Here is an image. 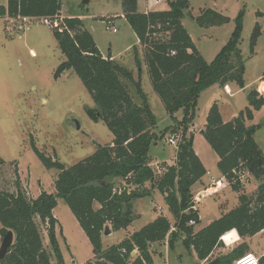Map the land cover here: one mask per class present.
<instances>
[{"label": "trees", "instance_id": "1", "mask_svg": "<svg viewBox=\"0 0 264 264\" xmlns=\"http://www.w3.org/2000/svg\"><path fill=\"white\" fill-rule=\"evenodd\" d=\"M121 4L122 16L143 50L153 92L175 122L174 127L166 128L162 134L169 133L170 137L182 129L175 165L167 167L160 176L149 167V148L160 136L154 132L157 120L140 83L110 55L104 57L100 53L79 18H60L59 0H7L6 6H0V18L44 20L65 58L57 66L54 79L67 71L79 78L94 104L93 108L85 109L88 118L102 122L113 140L112 145L94 144L92 155L70 167L45 156L31 141L32 150L43 166L58 172L54 193L42 191L31 199L22 191L18 180L15 192L0 191V236L8 231L14 235L13 244L0 264H51L52 259L55 264L64 263L53 215L57 199L64 201L88 239L96 264H153L149 246L167 240L172 247L177 239L202 262L221 245L224 234L235 230L243 240L264 230V155L254 140L260 126L245 125L264 106V98L253 90L247 95V107L229 122H223L216 104L208 110L202 137L218 158V172L231 190L239 194L238 205L194 232L200 220L194 210L191 188L207 172L193 150V135L187 136L188 126L195 119L197 101L203 92L215 85L224 88L234 84L244 88L245 63L239 49L241 14L235 20L228 42L207 63L181 23L189 9L187 0H167L168 10L147 13L138 12L137 0H121ZM194 21L200 28H210L221 26L229 19L206 10ZM259 36L260 26L256 24L250 38L251 53ZM133 55L139 66L137 47L133 48ZM127 84L134 86L140 103L134 102ZM177 115L180 120L175 119ZM3 165L0 158V167ZM244 173L260 183L253 197L242 193L240 175ZM118 180L124 182L122 188L116 187ZM153 191L163 197L174 224L159 216L103 250L104 227L109 226L110 231L126 230L135 218L133 203L150 197ZM95 204L98 209L94 208ZM37 222L47 228L49 252L43 247ZM248 249V244L243 242L229 253L207 260L206 264H231ZM133 252L137 255L130 262ZM259 264H264V256Z\"/></svg>", "mask_w": 264, "mask_h": 264}, {"label": "rangeland", "instance_id": "2", "mask_svg": "<svg viewBox=\"0 0 264 264\" xmlns=\"http://www.w3.org/2000/svg\"><path fill=\"white\" fill-rule=\"evenodd\" d=\"M187 1L189 9L181 23L207 63H210L228 42L235 27V20L241 14L242 31L239 49L245 63L244 88L239 90L233 87L232 93L226 94L224 88L215 85L212 89L203 92L197 101L195 119L188 126L187 136L194 133L195 151L207 171L202 181L208 184L209 189L213 188L210 189L208 198L204 193H198V200L193 199L194 210L200 216V230L211 219L216 220L238 205L239 194L233 192L225 180H217L220 178L216 168L218 158L199 134L200 131H204L202 125L205 124V117L211 105L216 104L223 117L233 112L237 116L247 107V95L253 90L260 92L258 87L261 85V80H264V0ZM61 3L62 13L81 20L83 28L90 33L104 57L110 55L117 64L133 70L135 78L136 71L139 70L138 67L140 68L141 89L147 94L149 109L157 120L153 128L155 134L160 136L154 143L156 146L152 144L149 148V167L156 176H160L173 161L182 137V129L176 133L179 142L174 146L168 142L169 133L162 134L166 128L174 127L175 122L165 112L160 100L154 94L148 72L143 68L144 61L142 67L141 60L139 66L135 64L133 48H138L139 45L130 26L124 17L120 16L123 11L121 0H61ZM5 5L6 0H0V6ZM206 10H212L228 18L229 21L217 27L200 28L194 19ZM109 17L113 18L112 26L116 28V33L106 29ZM256 24L260 26V36L256 41L254 52L251 53L250 38ZM23 25V31L8 32L0 22V158L4 161V165L0 167V191L15 192V182L18 180L26 196L34 199L42 191L48 194L54 193V181L58 172L54 169L47 170L43 166L32 150L31 141L45 156L55 159L65 167H70L92 155L95 151L94 144L112 145L113 139L110 140L112 135L102 122H93L88 118L85 109L93 108L94 105L79 78L69 71L70 73L54 79L57 66L65 58L49 27L36 20ZM23 34H27L25 47L19 40ZM30 48L35 52L34 57L29 56ZM3 56L7 58L5 62L2 60ZM126 87L134 102L140 103L134 86L127 84ZM175 119L180 120V116L177 115ZM74 121L79 124V129H76ZM254 123L260 126L255 137L256 142L259 148L264 150V110L256 115ZM240 178L242 193L253 197L260 183L247 173L240 175ZM162 199L163 197L156 192L155 195L134 202L132 212H137L139 217L134 218L127 231L130 233L138 231L159 216L165 217L172 224L174 219ZM94 208H98V205L95 204ZM53 215L57 220L55 230L63 264H96L88 239L63 200L57 199ZM37 224L43 247L49 252L47 228L41 223L37 222ZM194 229L197 228L194 226ZM126 235L125 230H119L102 236L103 250L120 243ZM1 238L2 236L0 243ZM220 242L221 245L214 249L207 259L208 262L229 253L243 242L249 247L246 254H253L258 258L264 256V230L252 238L243 240L239 238V241L230 246H226L221 239ZM149 250L152 253L153 264H206L207 262L196 259L191 249L187 250L180 239H177L172 247H169L168 241L165 240L155 243L153 247H149ZM136 255L133 252L129 261H133ZM51 264H55L54 259L51 260Z\"/></svg>", "mask_w": 264, "mask_h": 264}, {"label": "crops", "instance_id": "3", "mask_svg": "<svg viewBox=\"0 0 264 264\" xmlns=\"http://www.w3.org/2000/svg\"><path fill=\"white\" fill-rule=\"evenodd\" d=\"M6 5H7V0H6ZM5 5V6H6ZM137 10H138V12L139 13H147V12H152V11H166V10H168V5H167V0H137ZM59 16H61L62 18H70V17H68V16H65L64 15V13H62V10L60 11V14H59ZM106 16H109V15H106ZM120 16H122V14L120 15ZM105 17V16H104ZM7 17H5V18H0V22L1 23H3L4 24V27L6 28V25L8 24V22H7ZM31 20H36V21H39V22H41V23H43L42 22V20L41 19H30L29 21H31ZM26 36H27V34H23L22 36H20L19 37V40H21V44H23V46L25 47V45H26ZM57 43V42H56ZM138 44V43H137ZM139 45V44H138ZM6 47V46H5ZM141 47H139L138 46V53H139V56H138V58H139V60H141L140 61V64H141V67H142V64H143V50H141L140 49ZM7 53V52H6ZM28 53H29V56L30 57H34L35 56V52L30 48V49H28ZM2 60L5 62L6 60H7V58L5 57V56H3V58H2ZM121 66V65H120ZM137 68V67H136ZM143 68L145 69V70H147V68H146V65H145V63L143 64ZM138 71H136V78H138L137 80H135L136 78H135V74H134V72H133V70H131V69H129V71L131 72V74H132V77H133V80L135 81V82H139L140 83V68L138 67ZM136 70V69H135ZM141 71H143L142 69H141ZM68 72L69 71H67V72H65L63 75H65V74H68ZM70 73V72H69ZM20 76L22 77V75L20 74ZM263 78H264V76H263ZM262 81V82H261ZM260 82L262 83L261 84V86H260V92H259V96L260 97H262V98H264V80H261ZM141 86V85H140ZM213 87V86H212ZM212 87L211 88H209V89H212ZM236 88V89H239L237 86H235L234 84H230V85H228V86H226V87H224V90L223 91H225V93H226V89H227V91L229 90V93H232L231 92V89L232 88ZM208 89V90H209ZM208 90H206V91H208ZM240 90V89H239ZM205 91V92H206ZM145 94V93H144ZM155 94V93H154ZM227 94V93H226ZM146 95V98L148 97L147 96V94H145ZM147 100H148V104H149V106H150V103H149V99L147 98ZM94 105V104H93ZM94 107V106H93ZM87 108H92V107H87ZM151 108V107H150ZM219 108V107H218ZM264 110V106L258 111V112H255L254 114H253V120L252 121H247L246 123H245V125L246 126H251V125H256L254 122H255V118H256V115H258V113H260L261 111H263ZM208 112V111H207ZM219 112H220V114H221V117H222V120H223V122H227V121H229L230 119H232L233 117H235L236 116V113L235 112H233V113H229L226 117H223V115H222V112H221V110H220V108H219ZM206 118V117H205ZM204 125H202V128H204L203 127ZM259 130V129H258ZM258 130L256 131V133H255V135H254V140H255V142H256V139H255V137H256V134H257V132H258ZM155 132V131H154ZM200 135V137H202V135L201 134H199ZM193 137H194V133H193ZM203 138V137H202ZM113 139V137L110 139V140H112ZM256 144H257V142H256ZM194 145H195V137H194V139H193V149H194V151H195V148H194ZM258 145V144H257ZM154 146H156V144H154ZM259 147V146H258ZM261 151H262V153H263V155H264V150L263 149H260ZM195 153H196V155L198 156V158L200 159V157H199V154L195 151ZM175 155H176V153H175ZM175 155H174V157H173V161L172 162H170L168 165L169 166H172V165H175V161H174V159H175ZM200 161H201V159H200ZM163 162H165V161H163ZM201 163H202V161H201ZM217 163V162H216ZM203 165V164H202ZM203 167H204V165H203ZM205 168V167H204ZM205 170H206V168H205ZM207 172V171H206ZM220 175V174H219ZM203 178V177H202ZM202 178L200 179V181H198L195 185H193V187L191 188V193H192V195H193V199H197L198 198V193L199 194H201V193H204V195H205V197L206 198H208L209 196V191H210V189H213V188H208V184H204L203 183V181H202ZM212 180V179H211ZM211 180H210V183H211ZM214 180V179H213ZM217 180H222V181H224L225 179H223V177L220 175V178L219 179H217ZM115 184H116V187L117 188H122L123 186H124V182L123 181H115ZM119 184V185H118ZM199 184V185H198ZM208 188V189H207ZM216 188H214V190H215ZM157 191H153L152 192V194L153 195H155V193H156ZM211 192V191H210ZM139 200H142V199H139ZM139 200H136V201H139ZM163 200V199H162ZM198 200V199H197ZM135 201V202H136ZM196 201V200H195ZM164 202V201H163ZM196 203H198L197 201H196ZM166 206V205H165ZM98 208H99V206H98ZM98 208H95V209H98ZM167 208V207H166ZM134 214V216H135V218H137V217H139V214L136 212H133ZM200 217V216H199ZM157 218V217H156ZM155 218V219H156ZM154 219V220H155ZM216 219H218V218H216ZM215 219H211L210 221H209V223H211L212 221H214ZM209 223H207V224H205V226H207ZM132 224V223H131ZM171 224V223H170ZM174 224V221H173V223L171 224V225H173ZM200 224H201V221H200V223L197 225V226H195V228H197V229H194V231H198L199 230V226H200ZM145 226V225H144ZM204 226V227H205ZM204 227H201V228H204ZM142 228V227H141ZM140 228V229H141ZM200 228V229H201ZM126 232H127V235H126V237L127 236H129V235H131V234H133L134 232H132V233H130L129 231H127V229L125 230ZM235 231V230H234ZM136 232V231H135ZM236 232V231H235ZM237 234V233H236ZM103 236V235H102ZM238 236V235H237ZM125 239V238H124ZM237 241H239V237H238V240ZM237 241H235V242H233L232 244H234V243H236ZM164 242V241H163ZM231 244V245H232ZM155 245V243L154 244H151L149 247H153ZM226 245V244H225ZM230 246V245H229ZM192 251V250H191ZM192 253H193V255L196 257V255H195V253L192 251ZM197 259V258H196ZM196 261H198V260H196ZM154 263V262H153ZM198 263H199V261H198Z\"/></svg>", "mask_w": 264, "mask_h": 264}, {"label": "built area", "instance_id": "4", "mask_svg": "<svg viewBox=\"0 0 264 264\" xmlns=\"http://www.w3.org/2000/svg\"><path fill=\"white\" fill-rule=\"evenodd\" d=\"M61 1V0H59ZM60 18H62L61 16H59ZM30 18H26V17H15V18H8L7 22L8 24L6 25V30L8 32L12 31V30H16V32H20L23 31V27L25 23L29 22ZM43 24H45L44 20L41 19ZM17 24V25H15ZM113 25V18L109 17L107 18V26L106 29L107 30H111L113 33H116V28L112 26ZM174 54V53H172ZM262 84V83H261ZM261 86V85H260ZM260 86L258 87V89H260ZM257 89V90H258ZM259 91V90H258ZM257 91V92H258ZM226 93L229 94V92L226 90ZM259 93V92H258ZM178 135L177 134H173L168 138V142L170 144L177 145L178 144V140H177ZM212 181V180H211ZM198 202V201H197ZM190 225H193V222L189 223ZM259 259L258 257L254 256L253 254H244L241 258L237 259L236 261L232 262L231 264H259Z\"/></svg>", "mask_w": 264, "mask_h": 264}, {"label": "water", "instance_id": "5", "mask_svg": "<svg viewBox=\"0 0 264 264\" xmlns=\"http://www.w3.org/2000/svg\"><path fill=\"white\" fill-rule=\"evenodd\" d=\"M76 129H79V124L74 121ZM204 131H200V134L203 135ZM110 229L108 226L104 227L103 236H107L110 234ZM14 240V235L12 231H8L5 235L1 238L0 243V262L6 257L8 249L12 246Z\"/></svg>", "mask_w": 264, "mask_h": 264}, {"label": "bare ground", "instance_id": "6", "mask_svg": "<svg viewBox=\"0 0 264 264\" xmlns=\"http://www.w3.org/2000/svg\"><path fill=\"white\" fill-rule=\"evenodd\" d=\"M220 239L226 244V246H229L233 242L238 240V236H237L236 232L234 230H232V231L224 234Z\"/></svg>", "mask_w": 264, "mask_h": 264}]
</instances>
